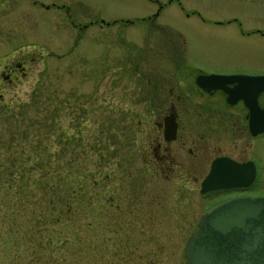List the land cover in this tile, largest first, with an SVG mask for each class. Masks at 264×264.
Segmentation results:
<instances>
[{
  "label": "rangeland",
  "instance_id": "obj_1",
  "mask_svg": "<svg viewBox=\"0 0 264 264\" xmlns=\"http://www.w3.org/2000/svg\"><path fill=\"white\" fill-rule=\"evenodd\" d=\"M82 23L87 26L79 29ZM170 39L174 50L203 69L264 68V0H0V65L14 56L29 61L18 84L0 90V111L7 110L0 114V158L10 168L30 150L41 154L44 148L49 152L64 145L55 143L57 135L47 130L53 110L58 135L68 129L80 141L68 147L69 155L80 156V149L93 170L104 154L103 169L117 171L116 177L102 185L95 181L99 186L88 189L101 207L90 213L89 234L78 231L83 240L76 238L73 245L71 234L61 250L64 256L74 252V263L61 260L55 251L54 261H61L47 264H125L123 253L140 264L186 263L184 242L197 231L203 206L197 189L202 172L190 166L191 176L186 177V170L175 165L186 156L178 141L168 144L174 159L170 172L167 168L158 174L145 161L151 155L137 147L155 139L153 118L134 95L137 77L133 81L129 72L125 77L120 73L123 62L139 57L141 50L163 56ZM42 101L44 127L34 132L26 123L41 118ZM72 121L75 126L69 129ZM186 141L192 147L208 143L210 150L215 144L233 146L228 139L207 135ZM80 158L75 165H82ZM177 169L184 173L174 174ZM108 201L113 203L107 208ZM86 237L93 245L85 243ZM127 237L129 249L123 246Z\"/></svg>",
  "mask_w": 264,
  "mask_h": 264
},
{
  "label": "flooded vegetation",
  "instance_id": "obj_2",
  "mask_svg": "<svg viewBox=\"0 0 264 264\" xmlns=\"http://www.w3.org/2000/svg\"><path fill=\"white\" fill-rule=\"evenodd\" d=\"M86 26L82 23L78 28ZM168 41L166 46L169 50L161 51L163 56L157 57L158 53L151 50H141L140 58L123 62L120 72L123 75L129 72L133 81L137 77L134 84H138V92L134 95L144 105L145 114L153 118L155 139L152 144L148 141L149 146L140 144L137 149L151 155L150 160L145 161L154 164L158 174L167 168L170 172L174 159L171 154L173 149L168 144L178 141V148L186 154V158L175 165L186 170V177L191 176L190 166L195 168L196 173L202 172L197 188L203 202H200L203 204L200 214L225 199L264 197V81L225 83L224 88H235L232 101L227 98L228 93L224 88L203 86L196 81L198 74L207 73L263 76L264 68L239 66L233 70L203 69L195 66L184 52L174 50L173 40ZM28 64V58L24 56H14L3 62L0 65V90L18 84L21 77L27 74ZM144 68L148 71L142 72ZM143 85L145 88H142ZM140 122L139 119L137 123ZM195 135L228 139L233 146L229 148L215 144L211 150L208 143L204 147L200 144L186 146L188 137ZM239 140L242 145L237 147ZM215 159H219L220 165L232 166L229 172L222 169L219 172L220 178L230 183L201 192V182ZM234 163L236 166H233ZM238 165L243 169L239 174L236 169ZM181 172L182 169L174 170V174ZM238 178L240 184L231 183L233 180L237 182Z\"/></svg>",
  "mask_w": 264,
  "mask_h": 264
},
{
  "label": "trees",
  "instance_id": "obj_3",
  "mask_svg": "<svg viewBox=\"0 0 264 264\" xmlns=\"http://www.w3.org/2000/svg\"><path fill=\"white\" fill-rule=\"evenodd\" d=\"M44 106L45 102L42 101L41 118L32 117L26 123L28 129L34 132L39 127L43 129ZM5 112L6 109L1 110L0 114ZM65 112L68 114L69 109L65 108L64 114ZM48 120L47 130L57 135L54 138L55 143L61 144L64 141V145L49 152H45L44 148L45 153L42 151L41 154L28 150V153L21 155L17 164L12 162L10 168L8 163L0 158V264H33L34 259H39L37 264L57 263L59 258L74 263L75 253L72 251L71 256L69 254L64 256L61 250L63 251L65 242L70 241L71 234H73L72 245L77 239L83 240L77 235L78 231L84 230L85 235L89 234L94 217L90 213L101 207L99 202L96 205L93 203L94 199L90 197L93 193L88 189L99 186L95 185V181H100L99 184L102 185L103 180L109 181L110 176H117V171L113 168L109 171L103 169L101 160L104 154L94 162L92 170L87 165L88 155L79 149L78 153L81 155L78 157H81L82 165H75L74 162L78 161L76 160L78 157L69 155L68 147L74 144L76 138L68 134V129L63 131L64 135H58L59 125L53 110ZM73 126L75 124L72 121L68 128L71 129ZM22 132L24 130L18 131V134ZM44 139L45 137H41V148ZM11 140L12 138L9 141ZM51 141L52 139L49 140V146L45 145V147H50ZM94 174H97V178ZM110 199H113L112 196ZM112 203L108 201L104 206L108 208ZM88 241H90L89 245H93L90 238L86 237L85 243ZM128 241L127 246L125 243ZM123 246L127 249L131 247L128 237ZM133 248L135 250L137 246L131 249ZM73 250L76 251L75 248ZM55 251L61 256L54 261L52 256ZM125 254L127 253L121 255L125 264H140L132 261L131 254ZM69 256L71 259L68 258Z\"/></svg>",
  "mask_w": 264,
  "mask_h": 264
},
{
  "label": "water",
  "instance_id": "obj_4",
  "mask_svg": "<svg viewBox=\"0 0 264 264\" xmlns=\"http://www.w3.org/2000/svg\"><path fill=\"white\" fill-rule=\"evenodd\" d=\"M263 76L247 74H199L200 85L224 88V84L261 82ZM229 101L234 89L224 88ZM215 159L201 183V191L225 186L219 172H229L230 164L220 165ZM233 166H236L235 163ZM237 173L243 169L237 166ZM240 184L241 181H232ZM196 232L187 236L184 249L186 264H264V197L238 196L220 201L200 216Z\"/></svg>",
  "mask_w": 264,
  "mask_h": 264
}]
</instances>
